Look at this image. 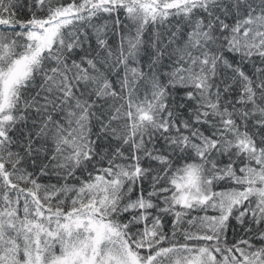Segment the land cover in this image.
I'll use <instances>...</instances> for the list:
<instances>
[{"label":"snow or ice","instance_id":"obj_1","mask_svg":"<svg viewBox=\"0 0 264 264\" xmlns=\"http://www.w3.org/2000/svg\"><path fill=\"white\" fill-rule=\"evenodd\" d=\"M0 264H264V0H0Z\"/></svg>","mask_w":264,"mask_h":264}]
</instances>
